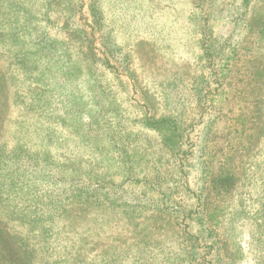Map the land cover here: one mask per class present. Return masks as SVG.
<instances>
[{"label":"rangeland","instance_id":"obj_1","mask_svg":"<svg viewBox=\"0 0 264 264\" xmlns=\"http://www.w3.org/2000/svg\"><path fill=\"white\" fill-rule=\"evenodd\" d=\"M242 1H0V146L29 151L8 169L34 185L7 195L40 219L8 220L15 258L264 264V0ZM52 39L79 68L64 100L41 81L63 73L37 48ZM162 117L175 148L147 125Z\"/></svg>","mask_w":264,"mask_h":264},{"label":"trees","instance_id":"obj_2","mask_svg":"<svg viewBox=\"0 0 264 264\" xmlns=\"http://www.w3.org/2000/svg\"><path fill=\"white\" fill-rule=\"evenodd\" d=\"M0 1H9L11 7L13 8H17L18 5L23 4L22 0L20 3H17L14 0H0ZM232 2H235V0H232ZM244 2H246V0L242 1V3ZM34 3H36V1H34L33 4ZM202 19H204V24H205L208 20V17ZM101 22L103 21L96 20L98 26H101L102 24ZM12 38H15V36L12 35ZM58 42L60 43V41ZM53 43H54V39H52L50 43H46L45 45L42 46L38 44L37 48L40 46L39 52L40 54H42L41 55L42 57H44V55H47L48 58L47 63L49 65H46V69L49 68L50 70H52L54 68V70L58 69L59 72H63V73L54 76L51 73H44L43 71H41L40 72L42 77L41 81L44 80L48 84L50 83L51 85L58 86L57 84L58 80H56V78L60 77L62 79L61 97L62 100H64V98L71 93L69 92L70 88L67 85L73 84L74 82V80H72L74 77H72V75L70 74H72L73 72H77L79 68L72 67L71 63L66 64L64 62L65 61L64 58L67 56V53L57 54L56 53L57 46L54 45ZM86 75H87L85 80L86 83L88 82L89 86L93 85L94 79L92 78L91 74L88 73ZM43 96H46V94H44ZM71 97L74 98L75 95L72 93ZM93 97H95V95H93ZM95 100L98 102V99ZM175 121H177V119L175 120L167 117H162L161 119L158 120H151L152 123L149 122L147 123V125L153 126V128L157 131L163 130L164 132H167L168 133L167 138H165V135H163L164 143L166 142L171 148H175L177 141L179 142L182 136V133H180V131L178 130L179 126L175 124ZM82 125L83 123H80L79 126L81 127ZM16 150H17L16 148L8 150L6 147L3 148L0 146V218H4L6 221V223H3V225L0 226V264H22L19 259L15 258L14 252H11V250L14 251L13 247L16 246L18 247V249H24L26 246V240L24 236H21L17 233H12L10 236V233L8 232V225L10 224V221L8 220H11L12 222L18 224L19 226H23V224H28V227L30 229H34V227H37L38 223L40 222V219H38V215H36V213L31 209L30 204H24L23 206L22 205L16 206L14 204H11V201L9 200L10 195L9 196L7 195V193H12L14 190H19V189L21 190L22 188H28V187L34 188L32 177L30 179H28L27 177L26 179H21L20 168L16 167L12 170L8 169L9 165L12 162H18L19 159H22L24 157L28 158L29 161L32 159V157H27L30 155L25 153V152H29L25 148L24 151L22 147L20 148V150L17 151ZM36 162H37V157L34 164L31 166H35ZM42 180L43 183L45 184L48 183L51 186H56L57 184L56 179H54L51 176V174L48 172L42 175ZM28 191L29 190H26L25 193L28 194ZM47 202L48 205L46 212L48 215L49 212L53 213L56 211V205L54 203L49 204V201ZM11 245H13V247ZM209 254L211 255L210 258H206L204 255L201 261L204 262L206 261L209 264H219L221 257L217 253L215 254L209 253ZM227 264H234V260L232 259L228 261Z\"/></svg>","mask_w":264,"mask_h":264}]
</instances>
